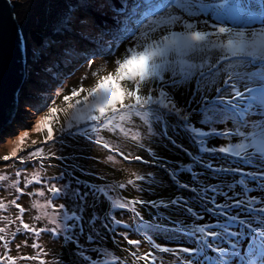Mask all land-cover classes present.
Segmentation results:
<instances>
[{
	"label": "snow or ice",
	"instance_id": "6c2138e0",
	"mask_svg": "<svg viewBox=\"0 0 264 264\" xmlns=\"http://www.w3.org/2000/svg\"><path fill=\"white\" fill-rule=\"evenodd\" d=\"M10 3L13 11L25 9L24 4L15 0H10ZM98 16L105 19L98 21ZM11 23L21 29L22 37L21 12L11 17ZM177 28L180 30H175ZM79 41L87 42L90 47L80 49ZM56 49H59L65 64L83 58L91 67L94 59L99 58L101 68L108 63L113 65V70L102 77L93 73L98 81L94 87L74 88L70 95L63 97L68 102L85 93L82 99L67 103L62 109L63 122L58 117L61 109L49 104V101L55 104L49 80L60 79V74L53 72L59 61L53 62L51 59ZM23 50L26 68H29L30 87L18 90L15 110L30 118L46 109L31 125V130L38 134L45 133L43 144L51 142L59 145V149L51 154L53 158L67 159L59 156L58 151L71 147L66 141L83 137L124 161L144 162L140 155L133 156L131 152L125 154L114 148L99 134L102 131L124 133V122L138 118L146 124L149 138L157 135L154 126L159 124L162 125L159 135L175 145V140L168 136L169 121L174 118V130L188 135L197 146V156L192 157V163L211 172L213 178L219 181L200 188L198 196L206 205H211L204 208L205 213L221 219L214 224L185 222L179 225L177 232L191 243L168 247L152 239V235L162 231L161 227L145 221L137 211L135 206L143 205L145 201L132 198L122 202L121 198L110 195L112 186L92 184L78 178L75 188L72 180L60 184L64 173L48 177L49 182H57L51 183L47 189L52 214L45 215L53 225L51 234L54 238L63 234L66 243H74L77 259L87 264H121L114 253L110 261L104 260L106 249H87L79 244V236L84 233V213L90 207L87 200L92 196L91 207L107 201L109 208L103 217L95 211L89 217L87 222L91 232L87 239L91 243L97 242L94 236H99L95 228L99 220L102 228L114 235L116 229L121 227L128 232L144 235L153 251L142 256L136 252L129 255L148 264H156L155 252L170 254L177 264H264V131L258 137L255 134L247 136L245 131H241L242 128L249 129L251 125L264 129V0H118V3L117 0H66L64 10L53 18L45 38L31 49L25 43ZM188 54H191L192 63L183 59ZM173 55L180 59L174 62ZM45 60L50 62L45 64ZM176 64L181 66L179 79ZM221 77L222 86L216 87L221 83ZM105 82H115L121 87H111L109 90ZM241 85L244 86L243 91ZM182 88L191 92L183 107L175 99ZM213 89L215 95L209 99ZM193 104L197 107L193 108ZM193 117H199L197 123L202 127L197 128L192 123ZM229 121L233 122L234 130H214L215 125ZM54 123L58 127H54ZM205 126L210 130L205 131ZM27 136L28 131L22 132L19 141L23 142ZM237 136L251 143H229L226 146H212L209 143L210 138L216 140ZM130 139L136 140L138 137L132 136ZM33 144L37 142L33 141ZM135 146L149 152L154 160L160 159L151 148ZM39 150L42 149L34 151ZM12 156H16L15 149ZM204 156L212 159L219 156L229 166H215L212 160L205 163ZM3 159L9 160L10 157ZM103 162L114 164L116 161L109 154ZM21 163H24L22 158ZM246 168L254 171H246ZM179 171L184 169L174 168L170 176L176 177ZM16 175L19 176V172ZM133 175L135 180L128 179L119 183L118 187L125 189L146 179L153 181V174ZM42 181L40 177L28 181L25 186ZM81 186L88 191L81 192ZM136 190L143 191L142 188ZM16 191L20 195H33L24 193L18 187ZM192 191L197 192V189L193 188ZM36 194L44 195L43 192ZM60 199L71 200L75 206L69 212L65 204L51 203ZM220 200L223 203L218 202ZM147 203L153 207L160 206L155 201ZM170 203L179 205L186 202L177 199ZM15 207L24 212L20 204L15 203ZM125 209L132 213L131 224L116 219L114 215L116 211ZM186 211L193 221L204 220V216L192 208ZM21 224L23 229L37 235L47 231L30 228L22 219ZM119 235L129 245L139 247V240L129 239L125 233ZM36 246L33 244V247ZM86 252H91L97 258L93 260L85 255ZM3 259L0 257V261ZM160 264H163V260Z\"/></svg>",
	"mask_w": 264,
	"mask_h": 264
},
{
	"label": "rangeland",
	"instance_id": "374dc122",
	"mask_svg": "<svg viewBox=\"0 0 264 264\" xmlns=\"http://www.w3.org/2000/svg\"><path fill=\"white\" fill-rule=\"evenodd\" d=\"M10 1V0H9ZM16 3H22L25 5V9L21 10L17 8L15 10L16 12H21V21L23 22V29L25 30L26 34H28V30L30 28H34L40 32H42L43 37L45 38L46 34L49 32L50 23L53 20V18L58 15L61 11L64 10L66 5V0H15ZM103 20L104 17H101ZM100 18V20H102ZM102 20V21H103ZM99 21V20H98ZM179 31L180 29H175ZM26 43H29L30 49L31 44L33 43L31 40L26 41ZM80 49H83L82 45H78ZM123 51V48L121 49ZM60 59L61 62L58 63L57 66L62 67L60 69V79L57 81H54V83H57V90H55V93H53V99L55 101V104L52 105V101H49V104L51 106H54L56 108L61 109V111L58 113L59 120L63 122L64 120V112L63 108L67 106V103H75L77 99H82L85 93H80L78 97H74L71 101L65 102L63 97L65 95H70L72 89H79L81 86L84 89H89L94 87L97 84V76H93V73H98V76L102 77L109 72L113 70V65L111 63H108L106 67L101 68V60L99 58H95L94 62L92 63L91 67H89L87 59L81 58V61L79 59H74L70 63L65 64L63 62V58L59 54V49H56L53 56L52 61H57L56 59ZM173 61L175 62L177 59H180L179 57L173 55L172 56ZM185 61L188 63H192L191 54H188L183 57ZM26 59L24 58V61ZM30 60V58H29ZM50 61L45 60L43 63L47 64ZM180 65L176 64V70L178 73L177 78L179 79V72H180ZM29 71V69H28ZM40 71H43V68L41 67ZM28 80L26 81V84H29V76H27ZM221 77V83L217 84L219 87L222 84ZM30 85V84H29ZM105 87L109 88L111 90V87H121L118 83L115 82H105ZM26 89V85L25 88ZM53 88L51 87V90ZM244 90V86L241 85V91ZM231 91V89H230ZM59 93V95H56V93ZM213 96V91L209 96ZM191 97V92L182 88L175 96V99L179 102L180 106L183 107L186 103V101ZM193 108L197 107V105L193 104ZM46 111V109L42 110L40 113H36L34 116L30 118H26L24 115H22L20 112L13 113L11 118L15 115L13 119L10 118L8 123L6 124V129H4V124L0 128V132L3 130V133H0V177H3L1 181L6 186L7 191L12 190V182L10 180V176H16V181L23 182V174L19 168H15L17 163H10L12 159L4 160L3 157L5 156H12V152L15 149L16 152L22 153L21 158L26 159L30 158L31 160H36L38 158L39 162H42L45 158H49L45 161V165H41L35 163L32 161L31 163L28 162V164H33L32 166V172L27 173H34L37 178L42 177L43 181L40 184H36L40 186L41 191L44 192V195L42 196L43 201L39 202V207H33L35 205V202L27 203V207H23L24 212L21 213L19 209L15 207V203H18L17 201L10 202L8 200V194L6 191L2 190L0 193V204L3 205L2 208H0V237H3V239H0V257H4L2 261H0V264H16L19 259L26 256V252L22 248H18V246H14L12 243L13 237H9L10 231L9 226L12 225L15 222L23 220V217L25 214L28 221L38 219L40 217H45V213L50 216L52 214V208L49 206L50 201V194L47 191V189L50 187L51 183H57L56 181H48V177L50 176H56L60 173H64V179L60 181V184L67 183L69 180H72L73 188L76 187L75 180L78 178L81 181H86L92 184H105L110 185L113 187V191L110 192V195L115 198L117 194L122 200L125 199H132V198H138L143 201H145V204L143 205H136L137 211L140 212L141 216L145 219H148L150 215H153L150 208V204L147 203L148 201H154L156 197H150L155 191V189H161L160 187L163 185V179L153 175V181L149 182L147 179L141 183L137 182L134 185L127 186L125 189H122L123 193H116L117 190H120L118 187L119 183L125 182L128 179L135 180V176L133 173L141 174V175H147L151 174V165L147 163L148 160V153L145 150H142L140 147H136L135 145H142L143 148H151L156 154H163L165 157L169 159H176L173 164L172 168L176 169L179 165H181L184 162V159L180 157L175 151L166 149L165 141L162 139V135H159V133L162 130V125H155V131L157 133L156 136L149 138L147 136V126L145 123H142V121L138 118H134L131 122H124L123 127L125 129L124 133L117 132L115 134H111L109 131H102L99 135L104 139L107 140L114 148L119 149L120 151H123L125 154H128L131 152L133 156L140 155L143 158L144 162H129L124 161L120 156L116 155L115 153H109L106 149L91 143L90 141L84 139L83 137H79L76 140L66 141L67 143L71 144V147H67L64 149H60L58 151L59 156L67 157V159H57L53 158L51 156L52 152L57 151L59 149L58 144H52L51 142L47 143L46 145L43 144L44 141V132L36 133L31 130V125L34 124L35 120L43 115V112ZM199 120V117H193L192 123L195 124L197 128L202 127L197 121ZM174 118H170V126L168 129V133L170 134H176L175 141L177 147L175 150L178 153H181L188 161L192 162V157L197 156V146L193 143V140L186 134H184L182 131L174 130L172 125L174 124ZM54 127H58V124L53 125ZM215 129L217 131H226V130H234V124L233 122L229 121L227 123H219L215 125ZM204 130H209L208 127H204ZM28 131V136L24 139L23 142L19 141V136L22 132ZM241 131H245L247 136H252L255 134L257 137L260 135L264 129H261L257 125H251L249 129H241ZM132 136H137L138 139L133 140L130 139ZM239 136L234 138H226V139H216L209 141H212L214 144L213 146H226L229 143L235 145L236 143H251L250 140H246L244 138L238 139ZM95 138V135H94ZM33 141H36L37 144H33ZM36 149H42L39 151H34ZM22 151V152H20ZM33 155H30V153H33ZM189 153H191V156H189ZM112 154L115 159L114 164H107L104 161V157L106 155ZM57 160V162L55 161ZM209 160H212L214 165L217 166V164H220V166L228 167L226 161H223L219 156L215 159H212L211 157L204 156V162L207 163ZM146 162V163H145ZM8 164V165H7ZM100 164V166H98ZM49 165H55V167H50ZM235 166V165H233ZM195 168L201 169L199 165H194ZM246 171H251L252 169L246 168ZM17 172H19V176H17ZM186 172V171H185ZM211 173L208 171H204L203 173L199 174H206ZM70 174V175H69ZM191 175V176H198ZM213 176V174L211 173ZM30 177V176H29ZM97 177H102V179H98ZM36 178V179H37ZM199 180H196V184ZM201 184H197L198 186H202L203 183L200 180ZM137 188H142L143 191H137ZM37 190V189H36ZM80 191H88V189L84 188L83 186L80 187ZM254 194H256L254 192ZM172 197V194H171ZM160 200H165L167 198V195H160L157 197ZM101 201H103V197L100 198ZM87 202L93 203L92 196L88 197ZM52 204H65L67 207H74V203L71 200H53L51 201ZM78 203V202H77ZM158 203V202H157ZM101 202H98L95 206H99ZM69 212L71 211L68 208ZM90 211V215H92L93 211L96 212V209H93V207H89V209L86 211L87 213ZM97 213V212H96ZM99 214V213H97ZM117 214V213H116ZM145 214H148L149 216H145ZM118 217L122 218L125 223L131 224L133 222V216L132 213L125 209L123 210V214H117ZM46 216V217H48ZM6 218H8V221L5 223ZM24 221V220H23ZM50 222V220H49ZM42 223V221H41ZM98 224L101 225V222L98 220ZM18 226V225H17ZM22 227V226H21ZM47 230V229H46ZM88 230L91 232V229L89 228V224L84 226V231ZM48 231V230H47ZM96 231H98L96 229ZM99 236H94V239L97 241L96 243H102L104 240L102 238V231H98ZM127 229L125 228H118L117 229V238L120 240L125 241L119 235L120 233H126ZM115 234V237H116ZM128 236H131L132 233H126ZM127 243V242H126ZM68 245H71L70 243H66ZM114 248L109 247L111 250L108 249L107 255H111L113 258V253L115 254V258L120 259L121 251L123 248L118 246L116 243H114ZM124 246V245H122ZM88 249V248H87ZM107 250V248H106ZM106 255V256H107ZM103 257V258H106ZM110 258V260L112 259ZM124 260L122 259V262ZM26 264H30L28 260L25 261ZM156 264H160V262H156Z\"/></svg>",
	"mask_w": 264,
	"mask_h": 264
},
{
	"label": "trees",
	"instance_id": "16d2710c",
	"mask_svg": "<svg viewBox=\"0 0 264 264\" xmlns=\"http://www.w3.org/2000/svg\"><path fill=\"white\" fill-rule=\"evenodd\" d=\"M223 81V79H222ZM222 84L219 86L221 87ZM216 87H218L216 85ZM215 95V90L213 89V96ZM212 96V97H213ZM210 97V99L212 98ZM169 136V135H168ZM170 137V136H169ZM174 140L176 139V134H173ZM172 139V138H171ZM167 143L169 145H173L169 139H167ZM175 146L177 147L176 143ZM157 157H159V160H154L153 157L148 153V160L147 163L151 165V174L158 176L163 179V185L160 187L161 189H155L154 193L150 195V197H156L157 200H154L157 205H160L159 207H153L151 204L149 205L153 215L145 214V216H149L148 219L143 218L145 221H149L153 224H157L161 227L162 231L158 234L152 235V239L155 241V243L168 246V247H176L178 245H189L191 242L187 241L186 238L182 237L178 232L177 228L179 225L185 224V222L191 224L193 223V219L190 217V214L186 211L187 208H192L194 212L203 209L207 207H211L210 204L206 205L198 196L200 188L206 186L209 183H218L219 181L217 179H214L211 173L206 174H199L198 176H195V179H193L194 176H191L189 173L185 171H179L178 175L176 177H171L170 173L173 170L172 167L169 166V164L164 161V155L163 154H156ZM160 161V162H159ZM191 162V161H190ZM100 166V164H98ZM188 168L186 165H183L179 169ZM178 169V167L176 168ZM192 174L196 175L199 172V169L195 168L192 169ZM168 172V173H167ZM196 180H201L203 185L198 186L197 184H201L199 181L196 184ZM228 182L227 180L225 181ZM183 185H187V187H183ZM196 188L197 192H193L192 189ZM117 193H123L122 189L117 190ZM167 195V198L165 200H160L157 197L160 195ZM172 194V197H171ZM115 198H120L119 195L115 196ZM181 200L186 203H180L179 205H172L170 202L172 200ZM123 202V200H122ZM158 202V203H157ZM88 205H91L93 203L87 202ZM163 205H168V207H164ZM109 208V204L107 201L102 202L99 204V206H95L93 209H96V212L99 213L98 215L101 216L107 212ZM89 209V207L86 209V211ZM85 211V215H88L90 211L87 213ZM205 212V211H204ZM117 211L114 213L116 219H118V215L116 214ZM206 214V213H205ZM27 215V214H26ZM25 215V217H26ZM209 215V214H208ZM27 218V217H26ZM215 220H218L217 218L213 219L212 222L209 223H216L213 222ZM37 221L40 225H42L41 221L39 219L31 220L30 222ZM178 222V223H177ZM19 223H13L9 226V229H11L12 233L14 234L16 229L18 228ZM87 225V224H86ZM118 229V228H117ZM116 229V232H117ZM100 231H102V238L104 240L103 243H99L98 248H103L107 250L109 247H116L114 246V243H116L118 246L123 248L121 252H124L126 254L125 258H127V262H122L121 264H148V262L143 260H136L134 257L130 256V252H136L138 256H142L143 254L153 251L145 239L144 235H137L135 233H132L131 236H129V239L139 240L140 245L137 248L136 246L129 245L128 243L118 240L117 234L115 235L107 231L106 229L100 227ZM36 237L42 240L44 238V235L40 233ZM51 239L50 241L46 240L44 241L45 244H52V246L55 248L56 252H59L61 256H50L45 255L44 259L32 261L30 264H87L84 260L77 259L75 256V253L77 252H67V247L63 245L62 241L55 240L53 241ZM84 248L93 249L85 246L86 244L82 241H79ZM33 244L37 245L36 247H33ZM125 245V246H122ZM39 248V244L32 243L30 246L25 248V252H32L37 250ZM96 249V248H94ZM111 250V249H109ZM85 255L91 256L93 260H95L97 257L93 255L91 252H86ZM155 255L157 256V262H163L165 264H174L176 261L170 254H160L159 252H155ZM106 261H110L106 258H103Z\"/></svg>",
	"mask_w": 264,
	"mask_h": 264
},
{
	"label": "clouds",
	"instance_id": "9594fccd",
	"mask_svg": "<svg viewBox=\"0 0 264 264\" xmlns=\"http://www.w3.org/2000/svg\"><path fill=\"white\" fill-rule=\"evenodd\" d=\"M97 18L100 19L101 17L98 16ZM102 20H99V21H102ZM38 32H40V31H38ZM40 33L42 34V32H40ZM41 36H42L41 37V40L44 39L43 34ZM28 38H29V36L27 37V41H28ZM29 40H31L33 42L31 44V47H33L34 45L37 44L32 39L29 38ZM29 49H30V47H29ZM56 60L59 61V62H61L59 58L56 59ZM79 61H81V59H79ZM24 63H25V66H26V60L24 61ZM28 69L29 68H26V76H25V80H24L23 88L22 89L25 88V85H26V89L30 87V85L28 83L26 84V81L28 80V78H27V76H28ZM60 69H61V67L56 66L53 69V72L54 73H59L60 72ZM55 81L58 82V80H55ZM51 83L55 86V88H53V90L54 91L57 90L58 89L57 88V83H54V81L49 80V84L50 85H51ZM229 91H230V89H229ZM53 93H55V92H53ZM53 93H52V95H53ZM3 127H4V129H6V124H4ZM3 130L0 133H3ZM214 130H216V129H214ZM206 131H208V130H206ZM168 135L174 140L173 134H171V133L169 134L168 133ZM241 138L242 137H240V136L238 137V139H241ZM162 139L165 141L166 149L175 151L180 157H182L184 159V162L181 165L178 166V169L180 167H182L183 165H186L188 168H183L184 171H186L190 175H193L191 170L192 169H195L194 164L192 162L188 161L181 153H178L175 150V148H176L175 145H169V143H167V138H165L164 136H162ZM209 143L212 146L214 144L212 141H209ZM249 151H251V149H249ZM20 152H22V151H20ZM21 154L22 153L16 152V156L15 157L10 156V159H12V161H10L8 164H10V163H12V164L13 163H17V165L15 166V168H19L21 171H23L22 172L23 178H24L23 179V182L21 181V183L20 182L17 183L16 176H10L9 178H10V180L12 182V184H11L12 185V190L11 191H7L6 186L4 185V183L0 179V193H1L2 190L6 191L7 194H8V200L10 202L17 201L18 204H20L22 207H27L28 206L27 203H31V202H35V205H39V202L38 201H43L42 196L36 194V193H39V192H43V191H41L40 186H38L36 184H33L30 187H26L25 186L28 183V181H33V180H36V178H37L34 173H27V172H32L33 171L32 170V166H34L33 164H30L29 165L28 162L31 163L33 161L35 163V165L37 163H39L41 165H45V161L48 160L49 158H45L42 162H39L38 161V158L35 161L34 160H31L30 158H26V159H23L24 163L22 164L21 163V157H20ZM175 160L176 159H169V158H167V157L164 156V161H166L169 164L170 167H172V164H173V162ZM55 161L57 162L56 159H55ZM213 163H216V162H213ZM217 166H220V164H217ZM188 169H190V171H188ZM204 171H207V170L204 169V168H201L199 170L200 173H203ZM251 171H254V169H252ZM17 187L20 188L24 193H32L33 195H27V194L20 195L16 191ZM154 200H157V199H154ZM68 208L70 210H72L73 207L72 208L71 207H68ZM196 212H198L201 216H204V217L211 216V215H208L207 213L205 214V212L203 211V209H200V210H198ZM117 214H123V210L117 211ZM25 215L23 217V220H24L23 222L28 223L29 226H30V228H35V229H41V228H43V229H47L48 231H45V232L42 233L44 235V238L42 240H40L39 238L36 237V233L35 232H29V231L23 229V227H21L22 226L21 221L15 222V223H19V226L16 229L15 233L13 234L12 231H11V229H9V231H10L9 237H13L14 238L13 241H12L13 242L12 244L14 246H18V248H22L24 251H26L25 248L28 247V246H30L32 243H36V244L38 243L39 244V248H37V250L32 251V252H27L26 253L27 255L24 256V257H22L21 259H19L16 264H26V262H25L26 260H28L30 263L32 261L38 262L37 260L44 259L45 258V255L57 256V257L61 256L59 252H56L55 251V248L52 246V244H45L44 241H46V240L50 241L51 239H53V241H55V240L62 241L63 242V245L65 247H67V252H76L77 251L76 245L74 243H70L71 245L66 244V242L64 240V235L63 234H61L59 236V238H54L53 237V235L51 234V229L53 228V225H52L51 222H49L48 217L45 216V217L38 218L40 221H42V225H40L37 221H34V222L28 221V219L25 217ZM103 215H101V217H103ZM84 216H85L84 226H86V224H88L87 221H88V219H89V217L91 215L90 214H88V215H85L84 214ZM118 220H120L122 222L126 221V220H123L120 217H118ZM7 221H8V218H6L5 223ZM193 222H197V221H193ZM100 227H101V225L98 224V223H96L95 228L98 231H100ZM76 231H77V233H79V229H77ZM126 233H131V232H128V230H127ZM89 234H90V232L88 230H85L84 233L79 236V241H82L83 243H85L86 244L85 246H87L89 248H93V249L94 248H98L99 243H91V242L88 241L87 237H88ZM128 238H129V236H128ZM117 239L120 240L119 238H117ZM53 241H52V243H53ZM79 244L82 245L80 242H79ZM121 256L122 257L120 258V261L122 260V258H125L126 257V254L124 252H121ZM110 258H112V257H111V255L108 254L106 256V259L110 260ZM123 260H124L123 262H127V258L126 259H123ZM163 264H165V263L163 262ZM175 264H177V262H175Z\"/></svg>",
	"mask_w": 264,
	"mask_h": 264
},
{
	"label": "water",
	"instance_id": "95a60500",
	"mask_svg": "<svg viewBox=\"0 0 264 264\" xmlns=\"http://www.w3.org/2000/svg\"><path fill=\"white\" fill-rule=\"evenodd\" d=\"M14 15L10 1L0 0V128L13 115L18 90L23 88L26 76L23 47L27 37L37 44L42 37L34 28H30L28 34L23 29L21 37V29L11 23Z\"/></svg>",
	"mask_w": 264,
	"mask_h": 264
},
{
	"label": "bare ground",
	"instance_id": "6f19581e",
	"mask_svg": "<svg viewBox=\"0 0 264 264\" xmlns=\"http://www.w3.org/2000/svg\"><path fill=\"white\" fill-rule=\"evenodd\" d=\"M98 20H100V19H98ZM22 23H23V22H22ZM27 46H28V48H29V44H28ZM109 90H110V89H109ZM14 112H15V109H13L11 115H12ZM16 112H17V111H16ZM16 112H15V113H16ZM11 115H10V116H11ZM10 116H9V117H10ZM14 117H15V115H14L11 119H13ZM4 123L7 124L8 122H4Z\"/></svg>",
	"mask_w": 264,
	"mask_h": 264
}]
</instances>
